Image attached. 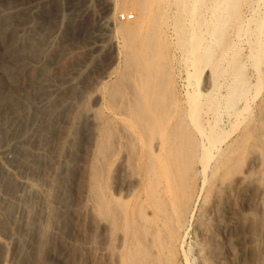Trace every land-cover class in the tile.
<instances>
[{
	"label": "bare ground",
	"instance_id": "6f19581e",
	"mask_svg": "<svg viewBox=\"0 0 264 264\" xmlns=\"http://www.w3.org/2000/svg\"><path fill=\"white\" fill-rule=\"evenodd\" d=\"M0 77V263L264 264V0H0Z\"/></svg>",
	"mask_w": 264,
	"mask_h": 264
},
{
	"label": "rangeland",
	"instance_id": "374dc122",
	"mask_svg": "<svg viewBox=\"0 0 264 264\" xmlns=\"http://www.w3.org/2000/svg\"><path fill=\"white\" fill-rule=\"evenodd\" d=\"M95 7H96V11H95V13H100L101 12V10H102V8H99V6L97 5H95ZM39 8V6L36 4V6H35V9L34 10H36V9H38ZM79 9H77V11H78ZM76 11V10H75ZM100 11V12H99ZM66 13H68L69 14V10H66ZM76 13V12H75ZM82 14V13H81ZM120 15V13L118 14V16ZM67 16V15H66ZM89 19V18H88ZM62 22H64V20H65V18L63 19V17H62ZM102 21V20H101ZM67 23L68 22H65V24H63V25H67ZM92 23H91V20L89 19V21L87 22V24L86 25H91ZM53 27V26H52ZM52 27H49V26H38L37 28H35V29H32L30 32H29V34H32L33 32H35L33 35H34V37L33 36H30L29 37V35H27V32L25 33L24 32V34H26V35H24L23 34V36H21V38L19 39V44H18V48L19 49H21L20 50V52L18 51V53H19V57H18V62L20 61V56L22 55H24L25 53H24V50H26V49H28V47H30V41H32L31 39H34L33 41L34 42H36V41H38L39 39H40V36H42V35H44L45 36V34H46V41H45V44H44V46H43V49H44V52H47V51H51L52 49H53V44H52V42L54 41L55 42V40H57V38L58 37H60V35H61V33H60V29H62L63 28V26H62V28H60V25H57V26H54V27H56V29L53 27V30L51 29ZM96 27V28H95ZM94 27V31L95 32H97V29H98V26L96 25ZM40 28H41V30H40ZM51 29V30H50ZM27 30H29V28H27ZM39 30H40V32H39ZM43 30V31H42ZM55 30V31H54ZM48 31V32H47ZM52 31V32H51ZM37 32H39V33H37ZM44 32V34H42V33ZM37 33V34H36ZM99 34H101V33H104V37H105V35H106V33H108V32H105V30H101V31H99L98 32ZM50 36H49V35ZM38 35V38H36V36ZM58 35V36H57ZM86 35V34H85ZM54 36H56V37H54ZM25 37V38H24ZM23 38H24V40H23ZM85 38H87L86 36H85ZM51 39V40H50ZM43 40H45V39H43ZM25 41V42H24ZM26 41H28V42H26ZM50 41V42H49ZM23 45H22V44ZM96 43H99L98 41H93V39L92 38H90L89 39V42H88V44H87V46L85 47V48H88V47H90V49H92L91 51H92V54H93V48L95 47V46H93L94 44H96ZM101 43V42H100ZM51 44V45H50ZM91 44V45H90ZM21 45H22V47H21ZM29 45V46H28ZM89 45V46H88ZM46 46V47H45ZM52 47V48H51ZM26 48V49H25ZM47 48V49H46ZM82 50H81V49ZM85 48H82V47H78V48H75V50H74V52L73 53H78V55L80 56L81 54L80 53H85L84 51V49ZM24 49V50H23ZM22 51V52H21ZM26 52V51H25ZM97 55H98V53H100L99 55H101L102 53L101 52H105L104 51V49L102 50V51H99V52H96V51H94ZM96 54H93L94 56H96ZM78 55H75L76 57L78 56ZM20 58V59H19ZM20 63V62H19ZM35 64H39V63H37V62H35ZM179 71V72H178ZM176 72H177V83H178V85L180 84V85H182V86H180L179 85V88L182 90L183 88H184V85L183 84H185L184 82V70L182 69V68H180V69H177L176 70ZM112 76H113V74L112 75H110V79H112ZM181 76V77H180ZM77 80V78L75 77L74 78V80ZM180 79V80H179ZM104 80H107V78H104V79H102V81H104ZM3 83H5L4 82V78H1L0 77V85L1 84H3ZM4 85H6V84H4ZM223 124H224V126L227 124V119L226 118H224V120H223ZM12 142H14L13 140L11 141L9 138H6V135H4V133L2 132V131H0V165L1 166H3V167H1L0 166V168H2V169H12V162L10 161L9 162V158L11 157H13L14 155H15V153H16V149H15V146L13 145V143ZM9 143V144H8ZM12 147V148H11ZM10 149H12V150H10ZM8 153V154H7ZM6 156H7V158H6ZM3 164V165H2ZM6 167V168H5ZM35 179V178H34ZM32 177H26L24 180H26V182L29 184V188L28 187H26L25 189H23V188H18L17 189V191H16V194L15 195H9V194H6V191H4V188H2L1 189V187L2 186H0V196L1 197H3L4 199H6V200H8L11 204H12V208H13V210H14V218H16V219H18L19 221H22L23 220V218L25 217V215H26V213H28L27 212V206H26V201H24L23 202V200H25V197H28V194H32L33 193V189H35V188H39L40 187V182L37 180V179H35L34 180ZM31 182V183H30ZM34 185H33V184ZM33 186H32V185ZM36 185V186H35ZM33 187V188H32ZM32 188V189H31ZM21 189V190H20ZM2 190V191H1ZM4 194V195H3ZM25 194V195H24ZM15 196V197H14ZM20 196H22L21 198H22V200H21V198H20ZM0 197V198H1ZM20 199V200H19ZM15 204V205H14ZM18 205V206H17ZM19 205H20V207H21V209H20V207H19ZM24 209V210H23ZM21 210H23V211H21ZM21 211V212H20ZM28 214H33V212H29ZM21 232V231H20ZM20 232H18V230H16L15 229V233H17V235L19 236V238H20V241L21 242H23V244L25 245V243H26V245L28 244V242H29V234H23L22 232L20 233ZM28 236V237H27ZM1 237H3V236H1ZM5 240H7V241H9V238L7 239V237L5 238V236L3 237ZM28 241V242H27ZM25 245V246H26ZM0 264H10L9 262L7 263V262H3V263H0Z\"/></svg>",
	"mask_w": 264,
	"mask_h": 264
}]
</instances>
